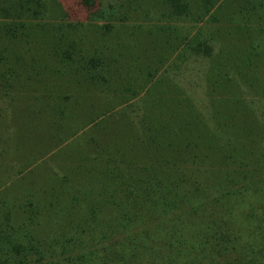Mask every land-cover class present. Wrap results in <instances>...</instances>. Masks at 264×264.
Returning <instances> with one entry per match:
<instances>
[{
  "label": "trees",
  "instance_id": "obj_1",
  "mask_svg": "<svg viewBox=\"0 0 264 264\" xmlns=\"http://www.w3.org/2000/svg\"><path fill=\"white\" fill-rule=\"evenodd\" d=\"M260 10L0 0V264H116L221 188L246 158L230 133L244 127V80L230 71L246 80L260 64L237 60L223 34Z\"/></svg>",
  "mask_w": 264,
  "mask_h": 264
},
{
  "label": "rangeland",
  "instance_id": "obj_2",
  "mask_svg": "<svg viewBox=\"0 0 264 264\" xmlns=\"http://www.w3.org/2000/svg\"><path fill=\"white\" fill-rule=\"evenodd\" d=\"M260 12L261 17L255 15L244 21L242 18L243 29H228L223 34V40L228 44L226 50L238 49L237 60L247 58L250 51L260 63L255 77L251 75L246 80L242 75H250V70L230 71L236 78L244 80L240 83L242 93L236 98L245 111L241 121L244 127L239 131L234 128L230 133L234 140L241 141L240 147L246 158L235 172L230 173L221 188L209 191L198 198L196 205L184 208L185 214L170 225L169 231L173 232H163L154 239L140 236L134 244L127 246L126 255L117 247L109 249L108 252L120 250V260L116 264H264V11ZM181 26L187 30L186 25ZM19 48L21 46H17ZM214 96L216 99L230 98L222 92ZM204 107L211 111L205 102ZM9 114L18 118L14 111ZM178 123L179 120L174 118L170 125L175 127ZM236 134H239L238 139ZM197 207L201 208L195 212ZM120 243L117 241V245ZM131 255L138 256L137 262L131 261ZM139 260L148 262L139 263Z\"/></svg>",
  "mask_w": 264,
  "mask_h": 264
}]
</instances>
